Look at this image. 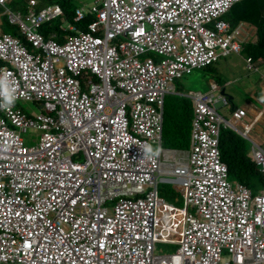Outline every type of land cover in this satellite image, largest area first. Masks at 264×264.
<instances>
[{"label": "clouds", "instance_id": "1", "mask_svg": "<svg viewBox=\"0 0 264 264\" xmlns=\"http://www.w3.org/2000/svg\"><path fill=\"white\" fill-rule=\"evenodd\" d=\"M49 1L0 0V264H264V211L255 201L264 190V140L245 106L264 82V12L256 2L141 0L124 29L121 19L111 23L120 14L113 0H67L72 21L64 0ZM233 15L244 20L233 23ZM87 16L83 30L77 24ZM90 41L133 70L121 81L80 67L73 46ZM234 55L239 63L228 62ZM4 66L21 78L17 97L8 95ZM197 71L219 74L205 92L177 90ZM240 92L250 99L238 107ZM139 104L152 112L137 113ZM166 128L171 139L163 142ZM29 130L38 139L27 145ZM223 131L247 144L262 178L257 191L231 178ZM126 153L154 165L131 167ZM161 185L173 186L183 205ZM39 189L58 201L48 215L55 227L37 222L36 231L13 199ZM201 225L209 244L197 235Z\"/></svg>", "mask_w": 264, "mask_h": 264}, {"label": "built area", "instance_id": "2", "mask_svg": "<svg viewBox=\"0 0 264 264\" xmlns=\"http://www.w3.org/2000/svg\"><path fill=\"white\" fill-rule=\"evenodd\" d=\"M142 4L141 0H126L124 5H120V0H113L111 5L115 6V10L118 13V20L114 19L111 21L112 25L118 27L119 20L121 19V26L124 29H127L131 26L134 22V18L137 16L141 7L139 5ZM113 35V34H112ZM74 53H75V61L78 63L80 67H85L92 71V73L101 75L103 72H113L119 80L123 81L125 76L128 74L129 71L133 70V66L130 65L128 62L124 63H117L114 62L110 56V53L106 50V48L96 45L95 42H84V43H76L73 46ZM2 75H4V79H7L9 86L6 87L8 95H11L12 98L17 97L18 94L16 93L17 86L21 84V78L16 76L17 78H11L10 73H12L7 66H4L1 69ZM4 92L1 93L0 89V109L3 110L1 105H5L3 99ZM137 113H147L150 114L152 110L148 106L144 105H137L136 107ZM213 155V154H212ZM212 155L210 159H212ZM126 159L123 161L130 165L131 167L140 168L137 165H154V161L151 159H147L144 154H141L136 159V156H130L129 153L125 154ZM264 167V164H263ZM141 169V168H140ZM212 190L216 191L217 186L211 185ZM55 191V190H53ZM52 193L43 192L40 189L31 193L30 196L27 198V201L24 199H13L16 206L20 207L24 211H26V220L28 224V228L31 227L35 223V229L37 230V222L41 226L45 227H55V224H51L50 220L48 219V215L52 204L58 201L53 199L49 200V196ZM244 195V192H242ZM152 197V195H150ZM257 211L263 212L264 211V190L263 194L260 197L255 199ZM28 213V214H27ZM32 215L33 219L29 216ZM263 225H264V215L260 217ZM200 239H203V235L207 236L206 244H209L212 240L210 237V230L207 226L201 225L200 231L197 233ZM35 236H30V238H35ZM224 238L227 237L224 235ZM216 240H220L217 238ZM223 241V240H222Z\"/></svg>", "mask_w": 264, "mask_h": 264}, {"label": "rangeland", "instance_id": "3", "mask_svg": "<svg viewBox=\"0 0 264 264\" xmlns=\"http://www.w3.org/2000/svg\"><path fill=\"white\" fill-rule=\"evenodd\" d=\"M85 1L88 2V3H92L93 2V0H85ZM253 1L256 2L258 9L261 12H264V11H262V10H264V0H253ZM42 3H43V5H46V6L51 5L49 0H43ZM1 29L4 32L12 34L11 28L8 27L7 25L5 27L2 26ZM228 62L239 63L240 62V58L237 57L236 55H234L228 60ZM220 65L223 67V69L227 70L229 68V65L227 63H225V62H222ZM218 74H219L218 72L212 73V72L197 71L194 75H192V76H190L188 78H185L182 81V86H176V88H177V90L181 91V93H184V94H187L189 92H205L210 87L211 82L215 81V79L217 78ZM257 76H258V74H256L253 77L247 79L248 83L250 85H253V84H251V81H252L253 78H255L257 80L260 79L259 76L258 77ZM249 95H250L249 92H246L245 95L242 92H240L239 100H236L237 103H238L237 106L240 107L248 99H250ZM19 107H21L23 109L32 108L30 106V104H26V103H20ZM229 118L230 117H227V119H229ZM23 137H24L25 142H26L27 145H30L33 140H37L38 139L37 138V133L35 131H33V130H29L27 133H25L23 135ZM249 137L251 139H253L252 136L249 135ZM170 139L171 138L169 136V130L166 128L164 133H163V142L164 141H169ZM163 147H165V145H163ZM156 150H157V146L156 145H151L150 151L152 153H155ZM161 190H163L167 194V197L170 199V201L172 203H175L176 205H179V206L183 205V202H182V199H181V195L178 194L177 192H175V189H174L173 186H171V185H161ZM176 199H178V202H176ZM158 248L160 250L164 251V252L172 250L171 248H168V246H165V245H159Z\"/></svg>", "mask_w": 264, "mask_h": 264}, {"label": "trees", "instance_id": "4", "mask_svg": "<svg viewBox=\"0 0 264 264\" xmlns=\"http://www.w3.org/2000/svg\"><path fill=\"white\" fill-rule=\"evenodd\" d=\"M64 2V8L67 14V18L72 21L73 15L75 14V7H73L67 0H64ZM92 20L93 18L91 16H87L82 24H77V26L84 30L88 23H90ZM49 30L50 28L46 27L44 31L48 33ZM55 31H58V33H62L58 28ZM70 35H75V33H71ZM187 111L189 113L187 119H189L191 111L188 109ZM187 122V120H184V122L182 124H179L178 127L183 128L184 125L187 124ZM247 147L248 146L245 141L237 134L231 131H223L221 141L222 159L230 167L231 178L242 182L254 191H257L259 185H261L260 181L262 180V178L260 174L255 171L253 164H251L250 161L246 158Z\"/></svg>", "mask_w": 264, "mask_h": 264}, {"label": "crops", "instance_id": "5", "mask_svg": "<svg viewBox=\"0 0 264 264\" xmlns=\"http://www.w3.org/2000/svg\"><path fill=\"white\" fill-rule=\"evenodd\" d=\"M243 15V13H242ZM228 19L230 20H234L233 23L239 24L242 20H244L243 18H237L235 15L230 16ZM248 25V24H247ZM250 29L248 27H244V33L245 35H248L250 33ZM257 33H254L252 35V37H254V39L256 40ZM256 91H254L253 93L259 94L257 97L254 98V104H252L251 102H246L245 106L248 108L250 115L254 116V119H252L255 123H257V125H259L256 130L254 128V135L257 139H261L264 140V110L263 111H259L260 109L257 107V105H263L262 101H264V82H261L260 84H258L257 89H255ZM260 117L259 120H257V117Z\"/></svg>", "mask_w": 264, "mask_h": 264}]
</instances>
